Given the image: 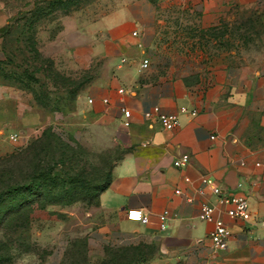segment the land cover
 <instances>
[{"label":"rangeland","instance_id":"obj_1","mask_svg":"<svg viewBox=\"0 0 264 264\" xmlns=\"http://www.w3.org/2000/svg\"><path fill=\"white\" fill-rule=\"evenodd\" d=\"M125 1L0 0V264H155L154 238L87 239L122 149L77 102L101 67L83 42L90 24ZM148 1L158 10L155 54L189 81L264 55V0L209 24L182 3Z\"/></svg>","mask_w":264,"mask_h":264},{"label":"crops","instance_id":"obj_2","mask_svg":"<svg viewBox=\"0 0 264 264\" xmlns=\"http://www.w3.org/2000/svg\"><path fill=\"white\" fill-rule=\"evenodd\" d=\"M173 1L209 24L229 7L254 0ZM156 2L161 6L163 0ZM124 3L90 24L83 42L88 57H97L101 67L77 102L85 119L108 130L122 149L97 195L91 214L95 226L87 239L109 244L154 238L159 244L155 264H264V240L256 224L264 218V170L253 166L264 160V55L257 63L219 67L203 81H189L153 50L158 11L153 3ZM143 58L146 68L140 67ZM121 108L129 112L126 127ZM157 114L175 115L177 125L163 129ZM4 128L13 131L11 125ZM180 156L187 163L173 166ZM202 175L223 194L243 195L250 220L229 218L209 186L200 183ZM201 202L213 205L214 216L229 230L224 250L211 249L212 225L197 219ZM164 209L167 228L159 231L157 214ZM128 210H141L148 223L126 219Z\"/></svg>","mask_w":264,"mask_h":264},{"label":"built area","instance_id":"obj_3","mask_svg":"<svg viewBox=\"0 0 264 264\" xmlns=\"http://www.w3.org/2000/svg\"><path fill=\"white\" fill-rule=\"evenodd\" d=\"M134 34L135 32H132V35ZM148 65V60L146 58H143L140 62V67L146 68ZM120 91L121 90H119V92ZM153 110L155 111L156 108H153ZM181 110L184 111L183 108H181ZM120 112L124 118L122 121V125L126 127L128 125L129 112L124 108H121ZM149 115L150 114L148 112L144 113L145 117H148ZM156 120L160 123L161 127L166 130H170L177 125V118L175 115L172 114H157ZM210 138L212 139L213 136H210ZM186 163V156H180L179 158L172 160V165L175 167L183 166ZM253 166L264 170V160L254 161ZM184 181H187V178H184ZM200 183L205 186H209L211 193L216 197V202L220 205L225 206V214L229 218H239L243 221L250 220L251 214L248 210L247 202L243 195L238 193L223 194L221 190L217 186L212 184L210 180L204 175L200 177ZM198 193L201 194L202 191L198 190ZM214 210L215 208L213 205L206 202H201L198 206L197 219L203 222L211 223L212 227L211 230L208 232L207 236L210 241L211 249L213 251H219L224 250L227 246L229 230L219 218L214 216ZM167 218L168 211L166 209L160 211L157 214L156 228L159 231H163L167 228ZM126 219L136 221L141 224L148 223L147 216H145L141 210H128L126 212ZM256 224L261 228L262 237L264 240V218L258 220Z\"/></svg>","mask_w":264,"mask_h":264},{"label":"trees","instance_id":"obj_4","mask_svg":"<svg viewBox=\"0 0 264 264\" xmlns=\"http://www.w3.org/2000/svg\"><path fill=\"white\" fill-rule=\"evenodd\" d=\"M108 180H109V174H108V179H107V181L104 183V185L101 187V189L100 190H102L104 187H106V185H107V183H108ZM99 193V192H98ZM98 195V194H97Z\"/></svg>","mask_w":264,"mask_h":264}]
</instances>
